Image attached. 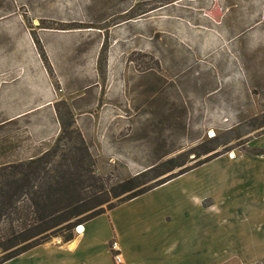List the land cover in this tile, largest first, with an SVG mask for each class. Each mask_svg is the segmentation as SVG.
<instances>
[{
	"label": "rangeland",
	"instance_id": "1",
	"mask_svg": "<svg viewBox=\"0 0 264 264\" xmlns=\"http://www.w3.org/2000/svg\"><path fill=\"white\" fill-rule=\"evenodd\" d=\"M24 35L34 54L24 49ZM7 63L37 69L40 63L53 85L61 84L59 94L68 82L84 85L87 96L95 79L111 82L114 117L79 118V128L61 131L48 149L57 145L47 167L61 187L77 176L75 163L92 171L83 192L98 210L212 155L260 153L247 143L264 130V102H220L208 92L217 88L212 72L219 66L221 78L237 74L248 93H264V0H0V67ZM69 107L56 104L61 124L72 122ZM18 126L0 133V165L7 152L25 147ZM58 164L62 172L54 171ZM63 188L48 195L61 196ZM247 194L243 206L218 215L226 220L211 230L210 243L182 245L193 254L180 255L177 264H264L263 172ZM62 235L39 246L67 243Z\"/></svg>",
	"mask_w": 264,
	"mask_h": 264
},
{
	"label": "crops",
	"instance_id": "2",
	"mask_svg": "<svg viewBox=\"0 0 264 264\" xmlns=\"http://www.w3.org/2000/svg\"><path fill=\"white\" fill-rule=\"evenodd\" d=\"M22 41L24 49L31 51V40L24 35ZM209 48L202 46L203 51ZM21 66L7 63L0 67V133L18 123V134L24 136L25 147L12 149L11 154L7 152V160L0 166L28 161L48 151L50 143L61 133L56 109L61 100L70 105L74 129L79 128V118L95 123L102 117H114L115 96L108 79L103 83L101 79L94 80L91 97L86 95L84 85L78 88L69 82L62 85L65 90L59 94L61 84L55 87L40 63L38 69L34 64ZM220 72L219 66L212 72L214 78L218 77L214 81L217 88L210 90L209 95L216 96L220 102L244 101L256 107V103L264 102L261 90L248 93L237 74L228 81L220 77ZM231 81L235 86L233 92L227 89ZM87 97L90 100L84 101ZM247 144L249 149L260 153L241 150L232 155L220 153L213 160L87 221L81 226L83 232L72 241L37 246L5 264L25 258L32 260V264H114L108 250L113 239L119 244L123 264H177L180 255L193 254L182 245L190 241L197 245L207 239L210 243L211 230L218 231L226 220L218 215L239 208L242 197L250 196H243L244 192L252 193L255 185L258 186L260 174H264L260 171V163L264 162L261 154L264 130Z\"/></svg>",
	"mask_w": 264,
	"mask_h": 264
},
{
	"label": "trees",
	"instance_id": "3",
	"mask_svg": "<svg viewBox=\"0 0 264 264\" xmlns=\"http://www.w3.org/2000/svg\"><path fill=\"white\" fill-rule=\"evenodd\" d=\"M41 55L44 63L45 57L43 53H40ZM71 126L72 122L62 123V133ZM60 139L61 136L57 138V141ZM55 149H57V145L29 161L0 166V224L3 221L7 223L6 227L0 230V253H4L0 257V264L48 242L52 237L57 236V232H63L62 241L68 242L73 239L72 230L77 224H84L105 212L103 209L98 210V205L94 204L91 197L83 192L89 184L88 182L94 180V175L92 171L84 169L82 163H75L73 169L76 170L78 177L75 176L69 180L67 182L69 185L67 184L64 188L60 184L58 185L56 178L49 176L51 169L47 166L55 154ZM85 150H80L82 151L81 155H84ZM217 156L219 154L207 157L193 166L183 168L168 178L157 181L128 196L115 206L189 172ZM62 166L58 164L57 167L60 170L55 169L54 171L62 172ZM155 168L156 166L150 170ZM82 172H88L89 175L84 176ZM48 177L49 179H47ZM59 188L65 190L63 195H48L51 191L54 192Z\"/></svg>",
	"mask_w": 264,
	"mask_h": 264
},
{
	"label": "built area",
	"instance_id": "4",
	"mask_svg": "<svg viewBox=\"0 0 264 264\" xmlns=\"http://www.w3.org/2000/svg\"><path fill=\"white\" fill-rule=\"evenodd\" d=\"M111 250L113 252V262L114 264H123V259H122V255L120 253L119 248L117 247V243L114 242L111 246Z\"/></svg>",
	"mask_w": 264,
	"mask_h": 264
},
{
	"label": "bare ground",
	"instance_id": "5",
	"mask_svg": "<svg viewBox=\"0 0 264 264\" xmlns=\"http://www.w3.org/2000/svg\"><path fill=\"white\" fill-rule=\"evenodd\" d=\"M231 155H232V154H231ZM78 229H80V230H78V232H79V231L81 232L82 227L80 226Z\"/></svg>",
	"mask_w": 264,
	"mask_h": 264
}]
</instances>
